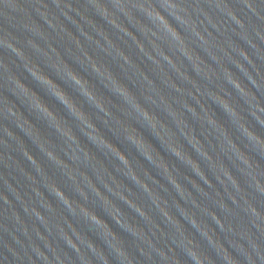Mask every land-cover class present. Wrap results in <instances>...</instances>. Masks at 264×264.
I'll return each mask as SVG.
<instances>
[{"label":"water","instance_id":"1","mask_svg":"<svg viewBox=\"0 0 264 264\" xmlns=\"http://www.w3.org/2000/svg\"><path fill=\"white\" fill-rule=\"evenodd\" d=\"M0 264H264V0H2Z\"/></svg>","mask_w":264,"mask_h":264},{"label":"clouds","instance_id":"2","mask_svg":"<svg viewBox=\"0 0 264 264\" xmlns=\"http://www.w3.org/2000/svg\"><path fill=\"white\" fill-rule=\"evenodd\" d=\"M0 2H2V0H0ZM73 79H76L77 80V82H79V80L75 77V76H73ZM57 95H60V96H62L63 94L62 93H57ZM94 219H97V217H93ZM99 219V218H98Z\"/></svg>","mask_w":264,"mask_h":264}]
</instances>
